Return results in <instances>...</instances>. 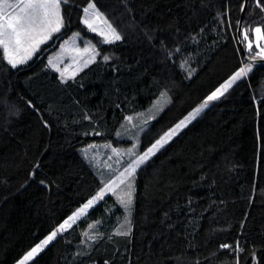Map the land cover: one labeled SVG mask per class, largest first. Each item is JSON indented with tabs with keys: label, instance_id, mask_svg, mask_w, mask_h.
I'll return each mask as SVG.
<instances>
[{
	"label": "trees",
	"instance_id": "16d2710c",
	"mask_svg": "<svg viewBox=\"0 0 264 264\" xmlns=\"http://www.w3.org/2000/svg\"><path fill=\"white\" fill-rule=\"evenodd\" d=\"M90 2L121 40L105 43L82 22ZM244 3L66 0L64 27L30 61L13 68L0 48V264L20 260L111 178L84 146L133 144L127 119L167 94V105L137 137L136 153H142L239 67L253 63L238 35ZM255 26L264 28V12L249 0L242 32L253 39ZM75 31L83 43L94 41L99 55L63 80L48 58ZM188 183L219 200L221 216L210 218L206 244L196 238L197 215L187 224L184 250L134 261L132 232L116 234L129 230L128 212L109 193L27 264H264V62L254 63L135 173L136 188L151 190L154 214L166 209L159 222L167 229L197 204L189 196L178 207ZM169 184L170 190H153ZM237 240L242 252L220 248Z\"/></svg>",
	"mask_w": 264,
	"mask_h": 264
},
{
	"label": "rangeland",
	"instance_id": "374dc122",
	"mask_svg": "<svg viewBox=\"0 0 264 264\" xmlns=\"http://www.w3.org/2000/svg\"><path fill=\"white\" fill-rule=\"evenodd\" d=\"M8 2L14 4L17 2V0H8ZM2 3H3V0H0V4ZM62 6H63V3H62ZM97 10L99 11V9ZM5 11L11 12L12 9L6 8ZM100 13L107 19L108 22L111 23V25L114 28H116L104 13L102 12ZM62 16H63V11H62ZM85 18H88V17H86L84 14L82 19H85ZM63 23H64V19H63ZM97 28H98L97 34L99 33L100 30L107 31V25L99 21H97ZM116 30L119 32L117 28ZM54 35H56V33L52 34L51 39L54 37ZM51 39L47 40L45 43H48ZM81 42H82L81 33L78 31H75L68 37L64 38L61 41L58 49L49 55L48 62L49 60H51L53 61V63H55L60 68L61 71L58 73L61 79L65 80L70 77H73L84 66L89 64L85 62L89 60L91 53L79 55L74 51L75 48H79L82 52L85 47L92 46L95 48V51L98 52V46L94 41L90 39H86L84 43L83 42L81 43ZM45 43L40 44L38 46L37 51L40 50V48ZM261 44L264 45V41H261ZM36 52L31 56L30 59L27 60V62L30 61L35 56ZM49 66L52 67L50 64ZM61 74H63V78ZM226 82H224L222 85H224ZM235 82H233L232 85ZM222 85L219 86L218 88H221ZM169 99H170L169 95L167 94L163 95V98L161 97L158 100H156L151 108H149L148 110L139 112L136 115H132L131 120L127 119L126 130H127V133H129L130 136L133 137L134 139L133 144H130L128 146H114L109 142H102V143H92L82 148L84 154L90 159V161L93 162L95 167H97L99 171L103 173V175L107 177L111 175V178L103 185L100 191L105 187L106 184H113L114 192H105L104 196L109 193H114L115 196L119 200V198L124 196V193L127 191V187H126L127 183L129 181L132 183L131 191H132L133 199H132V204L130 205V207L126 208L128 212L127 213L128 219L126 220L124 227H126L127 229H130V231L133 234L132 258L134 261H141V260H145V259H149L153 257L164 256V255H168V254H172V253H176L181 250H184L186 241H187V232H186L187 224L188 222L193 221L197 215L202 217V226L196 238L199 243L206 244L207 243V233L212 228V225L210 223V218L213 216H221V214L218 212L219 200L208 196L205 192L194 191L191 187V184L188 183L185 185V187L183 188V190L180 192L178 196V207L181 208L182 205L187 201L189 196H194L197 198V204L195 205L193 212H187V211H183L180 209L181 211H180L179 218L174 224V226L170 229L164 228L160 224L159 221H160V218L165 214L166 209L163 210L159 215L154 214L153 208H154L155 202L150 196L151 190H138L135 186V173L138 167L135 173L131 177H129L127 172H125V169L130 167V165L140 155L144 153V151L142 153H138V154L136 153L137 148H138V140H137L138 138L137 137L139 133L147 125V122L153 119L156 116V114H158L167 105V103L169 102ZM206 99L203 102H201L197 107H195L187 116L181 119V120L186 121V125H188L190 121L196 118L204 109H206L211 104L212 101H209L207 105L204 108H202V110L197 115H195L194 118H191V114L194 113L195 109L200 108L201 105L204 104ZM175 125L172 128H174ZM185 126L179 129L171 137V139L174 138ZM171 129H169L168 131H170ZM129 149H132L135 152V155L129 154L128 152ZM121 173H124V175L121 176ZM121 179L125 181L124 184L120 183ZM173 186L174 184L162 185V186H158L154 188L153 190L167 191V190H170ZM97 201H94V204ZM83 205H81L75 211H73L70 216H73L74 213L78 212L79 209L83 207ZM88 210L89 209H86L85 212L82 213L79 217L84 215ZM79 217H77L76 220ZM75 221H69L70 225H72ZM60 225H58L54 230H56ZM62 232H59L57 236L61 234ZM48 235H50V233ZM47 236L43 238L37 245L42 244V242L47 238ZM46 246H44L40 251L35 253L32 257L25 259L28 253L34 248L33 247L20 260H18L14 264H27L36 255H38Z\"/></svg>",
	"mask_w": 264,
	"mask_h": 264
},
{
	"label": "snow or ice",
	"instance_id": "6c2138e0",
	"mask_svg": "<svg viewBox=\"0 0 264 264\" xmlns=\"http://www.w3.org/2000/svg\"><path fill=\"white\" fill-rule=\"evenodd\" d=\"M66 0H17L16 3H9L8 0H3L0 4V48L3 49L6 55L8 63L13 67L17 65L25 64L28 59L37 51L40 44L45 43L47 40L51 39L53 33H58L64 27L63 16H62V3ZM256 6L261 7V11L264 12V6H260L259 0H255ZM6 8H11V12H6ZM241 11H244L243 4L241 6ZM86 17L83 19V23L90 29L93 33L98 32L97 21L107 25V31L100 30L99 35L103 38V42L112 43L114 41H119L122 39L120 33L114 28L110 22L97 10V6L94 2L87 4V7L83 9ZM239 25V21H237ZM239 30V29H238ZM253 32V39H249V32H242L243 40L246 42L247 53L251 55L248 57L250 61L255 62L257 59L264 60V45L261 41H264V28L261 26H256L251 29ZM255 43L256 49L258 51L253 52V44ZM74 51L79 54L91 53L88 61L85 63H90L95 60L96 56L99 55L92 46L85 47L83 51L79 48H75ZM103 60H109L108 56H103ZM49 64L57 71L60 72V68L49 60ZM254 63H245L243 66L230 77V79L218 88L216 91L212 92L201 105L200 108L195 109L194 113L191 114V118H194L202 108H204L209 101L218 99L225 91L232 85L233 82L246 77L248 73L252 71ZM62 78H63V74ZM166 95V94H163ZM163 98V96H162ZM129 120L132 118L129 117ZM147 122V121H145ZM186 125L185 120H181L175 125L170 131L166 132L162 137L157 139L142 155H140L130 167L125 169L128 176L131 177L137 167L144 164L152 155H155L160 148H162L171 137L183 126ZM129 154L135 155L132 149L128 150ZM124 173H121L123 176ZM115 183V182H113ZM121 184L125 181L121 179ZM127 191L124 196L119 198V203L124 208H129L132 204V183L129 181L126 185ZM105 192H114L113 184H106L105 187L92 199H89L83 207L79 209L78 212L74 213L73 216L67 218L56 230L52 231L50 235L42 242V244L34 247L25 259L32 257L35 253L40 251L44 246L48 245L54 239H56L57 234L69 228L71 225L69 221H75L86 209L93 207L94 201L102 200L104 198ZM126 197V198H124ZM129 230L122 232H117L118 235H128ZM87 235V233H85ZM221 249H226L229 251L242 252L243 248L240 247V241H235V247L232 244L224 243L220 245ZM254 255V254H253ZM239 264V260H237Z\"/></svg>",
	"mask_w": 264,
	"mask_h": 264
},
{
	"label": "water",
	"instance_id": "95a60500",
	"mask_svg": "<svg viewBox=\"0 0 264 264\" xmlns=\"http://www.w3.org/2000/svg\"><path fill=\"white\" fill-rule=\"evenodd\" d=\"M248 2H249V0H245V3H244V11L242 12L241 18H240V21H239L238 35H239L240 38L242 37V25H243V22L245 20V15H246V11H247ZM240 48H241L242 54L245 57H247V59H248V56H247L246 51H245V45L243 44L242 40L240 41ZM251 62H253V61H251ZM261 62H264V60L257 59L253 63H261Z\"/></svg>",
	"mask_w": 264,
	"mask_h": 264
},
{
	"label": "crops",
	"instance_id": "0c3cea01",
	"mask_svg": "<svg viewBox=\"0 0 264 264\" xmlns=\"http://www.w3.org/2000/svg\"><path fill=\"white\" fill-rule=\"evenodd\" d=\"M97 202H98V201H97ZM97 202H96V203H97ZM96 203H95V204H96ZM95 204H94V205H95ZM94 205H93V206H94ZM91 208H92V207H91ZM91 208H89V210H90ZM89 210H88V211H89ZM88 211H87V212H88ZM87 212H86V213H87ZM86 213H85V214H86ZM85 214H84V215H85ZM82 216H83V215H82ZM82 216H81V217H82ZM81 217H79L77 220H79ZM67 218H68V217H67ZM67 218H66V219H67ZM66 219H65V220H66ZM65 220H64V221H65ZM77 220H76V221H77ZM64 221H63V222H64ZM76 221H75V222H76ZM75 222H74V223H75ZM74 223H73V224H74ZM73 224H72V225H73ZM72 225H71V226H72ZM71 226H70V227H71Z\"/></svg>",
	"mask_w": 264,
	"mask_h": 264
}]
</instances>
